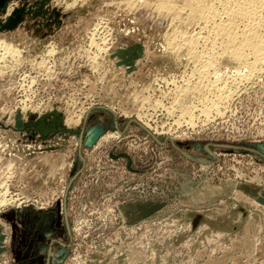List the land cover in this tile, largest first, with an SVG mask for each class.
Returning <instances> with one entry per match:
<instances>
[{
  "label": "rangeland",
  "instance_id": "obj_1",
  "mask_svg": "<svg viewBox=\"0 0 264 264\" xmlns=\"http://www.w3.org/2000/svg\"><path fill=\"white\" fill-rule=\"evenodd\" d=\"M176 3L1 11L25 12L0 32L19 51L0 52V264H264V207L235 196L264 188V60L210 50ZM200 32L196 54L176 47Z\"/></svg>",
  "mask_w": 264,
  "mask_h": 264
},
{
  "label": "bare ground",
  "instance_id": "obj_2",
  "mask_svg": "<svg viewBox=\"0 0 264 264\" xmlns=\"http://www.w3.org/2000/svg\"><path fill=\"white\" fill-rule=\"evenodd\" d=\"M177 1L178 0H160L159 8L172 12L177 8L175 6V3ZM180 1H182L184 5L183 7L184 9H180V10L183 11L187 9L189 12V18L193 20H197L199 22H204L207 25V27L208 25L210 26L211 24V32H213V34L215 35V40L214 42L211 41L212 44H210L211 45L209 47L211 48L210 50H213V48L216 47L217 39L220 38L223 41L225 40L227 49L231 51V52L229 51L231 54L230 56H232L231 58H234L236 61L240 63L244 61L247 62L245 53L246 51H251L255 59L253 63L251 62V64L246 67L252 69L250 70V72L251 71L255 72V70H257V68L264 60V0H180ZM8 3L9 2L6 3V6ZM5 24L1 23V28ZM240 24L241 25L243 24L244 26L243 29L239 28ZM207 27L205 26L204 29H207ZM204 29L202 28L201 30ZM239 30L242 31L240 32ZM205 38L202 36L201 32L194 33L192 35L185 33L183 34V36L181 35L180 40L182 41H178L176 47L180 46L181 48V46H185L189 48L191 53L196 54L195 49L198 43L201 40L205 43L208 42V40ZM205 49H207V47ZM2 50L4 51L5 56H14L19 54V51L15 47L5 42H0V52H2ZM2 55L3 54L1 53L0 61H2V58H5V56L3 57ZM199 58H201V56H199ZM209 61L210 60H208L206 64H208ZM242 65L244 64L242 63ZM11 200L14 201L13 199L1 198L0 206L5 205V203H8Z\"/></svg>",
  "mask_w": 264,
  "mask_h": 264
},
{
  "label": "crops",
  "instance_id": "obj_3",
  "mask_svg": "<svg viewBox=\"0 0 264 264\" xmlns=\"http://www.w3.org/2000/svg\"><path fill=\"white\" fill-rule=\"evenodd\" d=\"M254 190H255V194L252 193L253 195H249V196L246 195L241 190L240 191L236 190L235 196L246 197L249 204L258 203V205H261L262 207H264V188L258 189L255 187ZM238 191H239V193H238ZM250 209H251V207H250ZM2 221L3 220H2V211H1L0 212V259L3 256L8 257L10 242L12 239L11 228L7 227L6 223H4Z\"/></svg>",
  "mask_w": 264,
  "mask_h": 264
},
{
  "label": "water",
  "instance_id": "obj_4",
  "mask_svg": "<svg viewBox=\"0 0 264 264\" xmlns=\"http://www.w3.org/2000/svg\"><path fill=\"white\" fill-rule=\"evenodd\" d=\"M11 0H0V13L2 10L5 9L6 3L10 2ZM23 12H25L23 9L22 10H17L14 12V14L12 16H10V18L8 19V23L3 25L1 28V23H0V32L2 31H10V30H14L18 27V25L21 23V21L23 20ZM242 210H244L243 208H241ZM200 217L198 216L193 223V228L196 229L198 227V221H199Z\"/></svg>",
  "mask_w": 264,
  "mask_h": 264
},
{
  "label": "built area",
  "instance_id": "obj_5",
  "mask_svg": "<svg viewBox=\"0 0 264 264\" xmlns=\"http://www.w3.org/2000/svg\"><path fill=\"white\" fill-rule=\"evenodd\" d=\"M1 157H2V154L0 155V159H1Z\"/></svg>",
  "mask_w": 264,
  "mask_h": 264
}]
</instances>
